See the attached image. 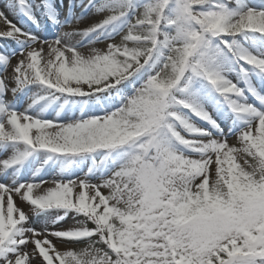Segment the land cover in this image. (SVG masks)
<instances>
[{"label": "snow or ice", "instance_id": "snow-or-ice-1", "mask_svg": "<svg viewBox=\"0 0 264 264\" xmlns=\"http://www.w3.org/2000/svg\"><path fill=\"white\" fill-rule=\"evenodd\" d=\"M0 264H264V0H0Z\"/></svg>", "mask_w": 264, "mask_h": 264}, {"label": "rangeland", "instance_id": "rangeland-1", "mask_svg": "<svg viewBox=\"0 0 264 264\" xmlns=\"http://www.w3.org/2000/svg\"><path fill=\"white\" fill-rule=\"evenodd\" d=\"M11 18V17H10ZM37 226H39V224H37Z\"/></svg>", "mask_w": 264, "mask_h": 264}]
</instances>
